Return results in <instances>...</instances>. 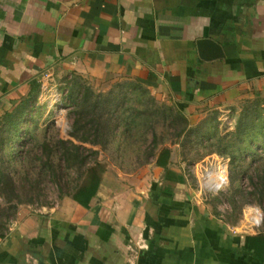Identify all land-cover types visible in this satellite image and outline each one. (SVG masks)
Here are the masks:
<instances>
[{
	"label": "crops",
	"instance_id": "crops-1",
	"mask_svg": "<svg viewBox=\"0 0 264 264\" xmlns=\"http://www.w3.org/2000/svg\"><path fill=\"white\" fill-rule=\"evenodd\" d=\"M202 38L225 56L203 60ZM45 73L102 89L142 83L195 126L264 96V0H0L1 119L40 98ZM158 157L105 173L88 206L64 196L22 207L0 235V264H264V230L234 227L186 186L172 151L165 165Z\"/></svg>",
	"mask_w": 264,
	"mask_h": 264
},
{
	"label": "rangeland",
	"instance_id": "rangeland-1",
	"mask_svg": "<svg viewBox=\"0 0 264 264\" xmlns=\"http://www.w3.org/2000/svg\"><path fill=\"white\" fill-rule=\"evenodd\" d=\"M67 78L46 79L42 86L44 93L27 114L18 116L13 108L6 112L11 116L0 117V128L7 129L1 131L2 135L9 138L4 151H0V163L8 173L23 177L34 154L41 152L43 142L49 140L54 144L58 138L73 140L86 148L85 154L97 158L101 179L107 172L117 174L146 167L160 151L169 149L171 166L181 171L186 186L199 191L200 201L208 202L220 217L227 218L239 230H264V96L244 97L218 107L203 115L195 126H189L187 118L178 117V109L169 98L151 94L142 83L122 81L102 89L93 87L79 75ZM86 96L90 101L101 97L104 115L111 116L109 124L113 132L105 145L70 135L75 126V112ZM185 125L187 130L183 131ZM52 157L56 161V155ZM217 164L226 175L220 189L209 183L212 168ZM69 173L74 183L86 181L87 174L78 177L74 170ZM41 187V195L34 194L32 202L22 198L8 227L3 229L5 232L15 223L22 207L41 209L60 200L49 177ZM6 201L0 196V208L15 203ZM250 206L258 207L263 215L259 227L248 223Z\"/></svg>",
	"mask_w": 264,
	"mask_h": 264
},
{
	"label": "trees",
	"instance_id": "trees-1",
	"mask_svg": "<svg viewBox=\"0 0 264 264\" xmlns=\"http://www.w3.org/2000/svg\"><path fill=\"white\" fill-rule=\"evenodd\" d=\"M39 87L40 83L37 81L32 82V91H37ZM100 98L90 101V97L86 96L81 101V108L75 112L74 130L70 131L72 137L102 145L108 143L109 137L113 132V126L109 124L111 118L109 113L104 115V106ZM35 103L36 98L33 95L22 101L15 109L16 113H18L17 115L27 114L28 109L33 107ZM7 115L11 116L12 114L6 113L3 119ZM178 117L186 120L185 115L182 113H178ZM186 125L183 131L187 130ZM3 129L7 130L5 127L0 128V151H4L7 146L6 143L9 141L8 136L3 137L1 132ZM179 133L182 134V130ZM51 142L49 140L43 142L41 152L34 154L30 162V169L26 171L23 177L11 175L0 163V196L4 197L7 203L15 202L8 208H0L1 236L5 235L4 230L8 227V223L12 214L16 212L18 204L23 201L22 198L32 202L34 194L39 197L41 195V185L47 177L56 185L58 199L64 196H72L84 206H88L96 195L101 179L98 173L100 166L98 159H93L90 154H85L86 148L76 144L71 139L58 138L54 141V144H51ZM20 152H22L21 149ZM52 155H56V161ZM169 155V149L160 151L157 163L165 165V160ZM21 163L23 164L22 161ZM72 170L78 177L87 174L86 181L80 185L74 183L69 177V172Z\"/></svg>",
	"mask_w": 264,
	"mask_h": 264
},
{
	"label": "water",
	"instance_id": "water-1",
	"mask_svg": "<svg viewBox=\"0 0 264 264\" xmlns=\"http://www.w3.org/2000/svg\"><path fill=\"white\" fill-rule=\"evenodd\" d=\"M197 48L199 56L206 61L220 59L225 56L222 45L210 38L198 39Z\"/></svg>",
	"mask_w": 264,
	"mask_h": 264
},
{
	"label": "built area",
	"instance_id": "built-area-1",
	"mask_svg": "<svg viewBox=\"0 0 264 264\" xmlns=\"http://www.w3.org/2000/svg\"><path fill=\"white\" fill-rule=\"evenodd\" d=\"M50 76L51 75H49V73H45L46 79H49ZM44 82L46 83L47 80H45ZM44 82H43V85H44ZM44 88L45 89L47 88L46 84H45ZM225 177H226V175H225ZM225 182H226V179L222 180L221 181V185L219 187H215V189H220L222 187V184H224ZM252 211H254L256 214H258L259 218L251 219L252 216H250V214H252ZM247 212L249 213V215L247 214L248 215V223L250 225H252L253 227H259L262 224V220H263V215H262L260 209L258 207H256V206H250V207L247 208Z\"/></svg>",
	"mask_w": 264,
	"mask_h": 264
},
{
	"label": "bare ground",
	"instance_id": "bare-ground-1",
	"mask_svg": "<svg viewBox=\"0 0 264 264\" xmlns=\"http://www.w3.org/2000/svg\"><path fill=\"white\" fill-rule=\"evenodd\" d=\"M220 169H222V171H219ZM212 171H213V173L210 176L209 183L212 184V186H214V187L215 186L219 187L221 185V181L224 180V178H225L224 170L220 164H217V165L213 166ZM252 218L256 219V218H259V216H258V214L253 212Z\"/></svg>",
	"mask_w": 264,
	"mask_h": 264
}]
</instances>
